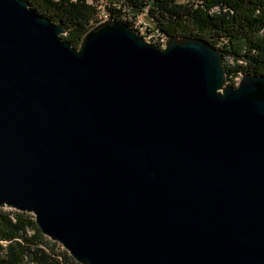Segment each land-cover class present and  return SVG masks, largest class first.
<instances>
[{"label":"water","instance_id":"1","mask_svg":"<svg viewBox=\"0 0 264 264\" xmlns=\"http://www.w3.org/2000/svg\"><path fill=\"white\" fill-rule=\"evenodd\" d=\"M65 33L0 0V209L78 264H264V75L115 19Z\"/></svg>","mask_w":264,"mask_h":264},{"label":"trees","instance_id":"2","mask_svg":"<svg viewBox=\"0 0 264 264\" xmlns=\"http://www.w3.org/2000/svg\"><path fill=\"white\" fill-rule=\"evenodd\" d=\"M26 1L41 16L62 22V39L75 48L102 19L99 13L131 28L129 17L141 15L155 35L200 39L218 49L229 78L237 72L264 75V0H105L101 9L98 1ZM158 38L150 43L160 47ZM0 264L78 263L40 233L32 214L0 209Z\"/></svg>","mask_w":264,"mask_h":264},{"label":"built area","instance_id":"3","mask_svg":"<svg viewBox=\"0 0 264 264\" xmlns=\"http://www.w3.org/2000/svg\"><path fill=\"white\" fill-rule=\"evenodd\" d=\"M99 16L102 17V19L100 21L108 19L107 16L104 15L103 13H99ZM129 18H131V21L133 22V25H134L132 27L133 29L137 30L139 33H140L139 29H142V30H144V32H146V34L148 35L149 43L151 42L150 39L152 37L153 38H157L159 36L157 43L160 44L161 48L164 46V39H165L164 35H162V37H161L157 32H156V35H155L154 32H153V29L151 28L149 23L143 24L141 22H138V21H136L137 20L136 17L135 18L129 17ZM225 62L226 63H230L231 62L230 58H225ZM241 76H242V73L237 72V73L233 74L232 78L228 77V84H232V85L236 86L237 83L240 81Z\"/></svg>","mask_w":264,"mask_h":264},{"label":"rangeland","instance_id":"4","mask_svg":"<svg viewBox=\"0 0 264 264\" xmlns=\"http://www.w3.org/2000/svg\"><path fill=\"white\" fill-rule=\"evenodd\" d=\"M97 1H98V5L101 4V6H102V4L106 3L105 0H87V3L93 5L94 2H97ZM101 6L99 5L100 9H101ZM136 18H137L136 21H138V22H141L143 24L147 23L146 20L144 19V16L138 15ZM139 31H140L142 37L144 38V41L149 43L148 35L146 34V32H144V30H142V29H139ZM63 36H65V34L61 35L60 37L63 38Z\"/></svg>","mask_w":264,"mask_h":264}]
</instances>
